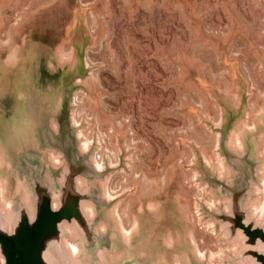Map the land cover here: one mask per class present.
Listing matches in <instances>:
<instances>
[{
    "label": "rangeland",
    "instance_id": "1",
    "mask_svg": "<svg viewBox=\"0 0 264 264\" xmlns=\"http://www.w3.org/2000/svg\"><path fill=\"white\" fill-rule=\"evenodd\" d=\"M76 50L87 73L72 119L111 167L118 224L172 235L187 250L193 237L220 258L196 213L201 195L214 203L194 179L221 172L220 133L229 149L250 103L264 108V0H0V109L15 70ZM260 131L246 133L253 151Z\"/></svg>",
    "mask_w": 264,
    "mask_h": 264
},
{
    "label": "water",
    "instance_id": "2",
    "mask_svg": "<svg viewBox=\"0 0 264 264\" xmlns=\"http://www.w3.org/2000/svg\"><path fill=\"white\" fill-rule=\"evenodd\" d=\"M86 73L76 50L64 63L15 70L13 90H3L0 264H211L192 244L189 250L177 247L172 235L138 236L139 229L124 234L116 200L107 193L111 167L103 162L99 170L93 145L83 149L72 119ZM261 122L255 133L264 132V118ZM219 138L224 168L217 175L201 171V179H194L214 203L196 201L199 223L211 225L217 235L223 251L217 264H264V217L252 207L264 170L258 137L254 151L248 137L242 148L229 149L224 135ZM66 239L78 244L77 260Z\"/></svg>",
    "mask_w": 264,
    "mask_h": 264
},
{
    "label": "bare ground",
    "instance_id": "3",
    "mask_svg": "<svg viewBox=\"0 0 264 264\" xmlns=\"http://www.w3.org/2000/svg\"><path fill=\"white\" fill-rule=\"evenodd\" d=\"M264 51V50H263ZM257 53H259V52H257ZM264 62V61H263ZM263 65V64H262ZM262 91H260V93H259V96H261L262 95V93H261ZM258 96V97H259ZM260 99V98H259ZM260 102V101H259ZM264 102V101H263ZM261 105V104H260ZM259 103H258V98L256 99V100H254L252 103H250V110H249V112H248V114H247V118L246 119H244L243 120V122L241 123V126L239 127V129H236V130H234V132H233V136H232V138H231V143L233 144V145H235V146H237V147H239V148H242L243 146H244V137H245V135H246V133H248V132H251V133H255L256 131H258V124H259V122L261 121V119H263V116H264V108H262L260 111H259ZM261 107H263V106H261ZM220 110V109H219ZM259 111V112H258ZM260 113V117H259V122H255L256 120H254V116H255V114L256 113ZM218 120V119H217ZM254 120V121H253ZM258 120V119H257ZM81 121V120H80ZM89 138V137H88ZM260 138V137H259ZM92 141V140H91ZM89 143L88 144H86V142L84 143V150H86V149H88L89 148ZM257 146H258V148H259V155H260V157H263L264 158V137H262V139L260 138V141H257ZM217 163V162H216ZM219 165H220V169L222 170L224 167H223V164H222V161L221 160H219ZM97 167L99 168V170H103L104 169V164H103V162L102 161H97ZM138 180V179H137ZM167 186H169V183H168V185ZM0 190H2V186H1V183H0ZM143 190V189H142ZM257 192H258V194H259V199H258V201L256 202V203H254L253 204V210H254V212H255V214L256 215H258L259 216V218H263L264 217V170H263V175H262V177H261V185H260V187L259 188H257ZM107 193H108V190H107ZM113 193V192H112ZM141 193V192H140ZM108 195H109V193H108ZM142 195V194H141ZM110 196V195H109ZM150 196H152V194L150 195ZM111 197V196H110ZM203 198H205V196L204 195H201V197H200V199H203ZM140 199H142V198H140ZM210 199V198H209ZM186 200V199H185ZM5 202V205H7L8 207H10V202L9 201H4ZM209 202H212V199L209 201ZM149 203H151V202H149ZM155 204V203H154ZM5 208H7V207H5ZM194 208V207H193ZM187 211V210H186ZM127 212V211H126ZM189 212V211H188ZM198 213V212H197ZM128 215V214H127ZM187 216H188V219L190 220V221H192V220H196V217L194 216V215H191V213L189 212V213H187ZM198 217H199V220H200V216H199V214H198ZM125 218V217H124ZM126 218H127V216H126ZM125 221V220H124ZM127 222V221H126ZM125 222V223H126ZM130 223V222H129ZM128 224V223H127ZM190 224L192 225V223L190 222ZM126 225V224H125ZM120 227H121V229L124 231V234L126 235V236H131V231L129 232V230L126 228V227H122L121 226V224H120ZM130 227V226H129ZM128 227V228H129ZM203 227H207L208 228V231L209 232H211V233H213L214 235H215V237L217 236L216 234H215V232L211 229V225H205V226H203ZM132 232H134V231H132ZM188 237H190L189 235H188ZM202 239V238H201ZM190 240V242H191V244L193 245V247H194V249L196 250V252H197V254L200 256V257H202V258H209L210 259V262H211V264H217V261H218V259L219 258H216V257H213L212 255H209V256H207V255H205L199 248H198V243L196 242L197 240H195V238H193L192 237V239H189ZM191 240H193L194 241V243L197 245H194V243H193V241H191ZM202 242V241H201ZM202 244V243H201ZM65 245H66V248H67V250L69 251V253L71 254V256H72V259H74V260H77V257H78V255H79V252H80V250H79V247H78V244H76V243H74V242H72L71 240H69V239H66L65 240ZM205 247V246H204ZM199 249V250H198ZM222 253H223V251H221V256H222Z\"/></svg>",
    "mask_w": 264,
    "mask_h": 264
}]
</instances>
